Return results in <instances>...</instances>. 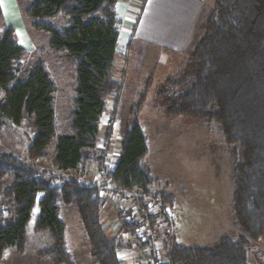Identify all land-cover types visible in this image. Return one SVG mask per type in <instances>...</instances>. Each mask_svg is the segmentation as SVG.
I'll return each mask as SVG.
<instances>
[{"label": "trees", "instance_id": "trees-1", "mask_svg": "<svg viewBox=\"0 0 264 264\" xmlns=\"http://www.w3.org/2000/svg\"><path fill=\"white\" fill-rule=\"evenodd\" d=\"M26 1L31 27L51 36L53 53L76 64L73 109L52 158L53 166L71 178L58 187L12 155L5 158L13 165L0 164V181L10 178V185L0 184V257L10 248L24 250L27 226L38 204L35 232L48 233L53 240L40 256L54 264H77L60 218L63 202L79 213L93 264H123L122 235L134 234L136 225L119 210L122 225L109 237L101 218L104 197L80 180L99 162L101 121L109 99H118L123 89L114 77L122 27L120 0ZM27 57L14 30H5L0 36V134L9 124L20 126L26 117L33 118L36 135L28 156L46 161L56 137V84L44 62L27 65ZM182 76L184 91L165 99L166 114L213 124L227 145L241 148L233 170L232 214L243 236L221 238L205 248L183 246L171 236L164 243L166 261L249 264V244L264 236V0H216ZM158 95H167L164 87ZM148 154V139L135 121L123 134L119 160L109 177L127 190L159 200L166 210L175 198L153 190L157 180L146 164Z\"/></svg>", "mask_w": 264, "mask_h": 264}, {"label": "rangeland", "instance_id": "rangeland-1", "mask_svg": "<svg viewBox=\"0 0 264 264\" xmlns=\"http://www.w3.org/2000/svg\"><path fill=\"white\" fill-rule=\"evenodd\" d=\"M29 5L30 2L26 0H3L4 13L0 18V36L5 30L13 29L17 42L28 51L25 64L42 61L48 66L56 84V137L48 148L46 161H34L28 156V148L36 135L34 119L26 117L20 126L9 124L0 134V164L13 165L10 160H5L12 155L25 165L33 167L40 176L52 179L53 184L60 187L71 175L64 174L54 167L52 158L59 136L67 131L73 109L77 86L76 64L74 59L64 54L53 53L49 48L51 36L31 27L26 16ZM137 58L145 63V67L138 74L137 82L139 79L148 82L151 78L153 84L148 82L145 84L146 90H141L147 91L150 97H145L141 103L143 96L127 95L124 103L120 105L118 115L114 112V105L111 106L108 102L107 112L101 121L99 162L96 164L95 175L90 174L80 180L96 188L95 178L99 173L101 158L108 157L106 154L112 159L114 156L115 159L119 157L123 134L127 127L137 121L150 147L146 163L153 169L151 173L157 180L153 190L165 191L167 183L163 179H168V184H173L172 187L176 185L177 204L174 209L167 207L170 220L174 222L173 241L186 247L205 248L215 246L221 238L237 239L243 236L232 214L233 170L241 148L227 145L215 125L188 117L169 116L163 105L165 99H171L184 91L182 87L186 84L182 72L189 62V55H169L167 64H162L163 61H160L159 57L157 62L154 51H142L141 56L136 54L134 60ZM171 79L173 81H170ZM171 82H174V85ZM161 87L167 92V95L162 97L158 95ZM132 107L133 114H130ZM0 184L10 185V178L0 181ZM65 205L60 202L63 207L61 219L67 224V235L70 232L69 224L72 226V238L77 244L70 245L74 250L76 263L93 264L86 241H82L84 239H80L75 232V226L78 228L76 217L67 212L71 207ZM118 213L116 205L109 202L102 211L106 222L103 224L111 230V234L116 233L122 224ZM39 217L40 208L36 204L27 226L26 244L32 245L27 249L29 253L41 245L40 243L46 245V240L35 232ZM48 236L51 238L50 234ZM66 237L68 240L69 237ZM135 252L139 253L137 250ZM248 255L249 264H264V236L249 244Z\"/></svg>", "mask_w": 264, "mask_h": 264}, {"label": "crops", "instance_id": "crops-1", "mask_svg": "<svg viewBox=\"0 0 264 264\" xmlns=\"http://www.w3.org/2000/svg\"><path fill=\"white\" fill-rule=\"evenodd\" d=\"M215 1L216 0H120L118 10L122 20V27L118 53L114 61V77L122 84L123 89L118 99L112 98V100L109 101L111 106L114 105V112H116V115H118L120 105L124 103L127 95H134L137 97L143 96V101L141 103L144 102L145 97H150L147 95V91L142 92L141 90L142 88L146 90V83L148 84L149 82V84H153L152 80L149 78V81L146 82L139 79L137 82V78L139 77L138 74L141 73V70L145 67V63L144 61H139L140 59L138 58L135 61V55L137 54L141 56L142 51H154V55L157 57V62L159 57V59H161L160 61H163L162 64L168 63L169 55L190 56L195 42L204 34L206 22L213 11ZM0 4L3 11V0H0ZM134 51L136 52L133 53ZM141 60L144 59L141 58ZM152 72L153 69H151V73ZM142 93H144V95H142ZM133 109L134 107L131 108L130 114H133ZM117 134L119 135V133ZM112 160H116V163L118 159H115L114 156ZM146 164L153 173V169L149 163L147 162ZM95 169L96 165L91 172L92 176L95 175ZM163 181H166L167 183L165 184V191L159 192H166L174 196V209L177 204L176 185L172 187L173 184H168V179H163ZM103 197L105 201L101 209V218L104 227L105 225L103 223L106 222H104L105 219L102 211L105 208L106 203H114L118 211L119 203L112 198L110 193H106ZM41 198L42 194L38 198V201ZM65 206L71 207V210H67V212L76 217L78 228L75 226V232L76 234L78 233V237H80V239L83 238L84 240L82 241L85 242L84 230L77 209L69 205ZM60 208L63 207L60 206ZM61 214L62 209L60 211V218ZM173 226L174 222L172 223V236H174ZM69 228L70 232L67 235V224L65 223L66 244L69 251L73 253L74 250L70 244L77 243H75L72 238L73 229L71 224H69ZM104 229L108 236L112 238L119 232L120 228L114 234H111V230L109 231L108 227L105 226ZM36 235L45 239L46 245L40 243L41 245L36 247L35 250H32L31 253H29V250L27 249L32 247V245L29 246L28 244H25L24 250L21 252L15 248L7 249L0 257V264H54L48 258L40 256L41 252L52 246V237L49 238L47 233H36ZM66 236L69 237L68 240ZM123 237L124 235H122V238ZM120 252L123 253L120 254L123 264H131L133 256L128 253V248L125 244Z\"/></svg>", "mask_w": 264, "mask_h": 264}, {"label": "built area", "instance_id": "built-area-1", "mask_svg": "<svg viewBox=\"0 0 264 264\" xmlns=\"http://www.w3.org/2000/svg\"><path fill=\"white\" fill-rule=\"evenodd\" d=\"M106 155L109 158L106 156L101 158L95 184L100 195L110 193L119 203V210L126 221L136 225L134 234L130 232L124 234V244L128 248V253L134 256L131 264H168L164 243L172 236L169 211L162 208L159 200L148 197L141 191L127 190L110 179L109 173L115 168L119 157L113 164L109 154ZM112 186L115 188H111ZM136 250L139 253L135 252Z\"/></svg>", "mask_w": 264, "mask_h": 264}]
</instances>
